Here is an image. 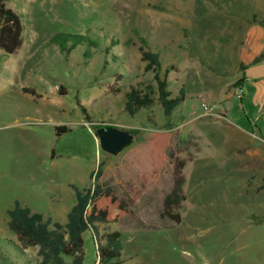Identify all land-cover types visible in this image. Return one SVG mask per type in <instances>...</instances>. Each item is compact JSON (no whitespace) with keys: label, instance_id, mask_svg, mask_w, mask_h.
Returning a JSON list of instances; mask_svg holds the SVG:
<instances>
[{"label":"rangeland","instance_id":"obj_1","mask_svg":"<svg viewBox=\"0 0 264 264\" xmlns=\"http://www.w3.org/2000/svg\"><path fill=\"white\" fill-rule=\"evenodd\" d=\"M7 6L22 19L24 41L13 55L0 49V264H37L36 249L23 254L8 229L15 202L64 224L75 204L71 185L90 187L99 162V182L135 201L122 221L103 226L120 232L123 264H264V239L252 224L264 214V171L251 153L264 152V59L251 64L264 54V0ZM58 34L87 36L98 47L90 59L84 44L62 52L52 41ZM137 34L159 54L172 97L184 91L170 118L159 104L134 116L124 110L129 88L153 81ZM59 126L69 131L57 136ZM96 126L139 133L111 156L101 151ZM153 132H168L169 151L186 161L179 224L159 217L173 164L166 154L152 174L146 141ZM83 242V264H97L90 230Z\"/></svg>","mask_w":264,"mask_h":264},{"label":"trees","instance_id":"obj_2","mask_svg":"<svg viewBox=\"0 0 264 264\" xmlns=\"http://www.w3.org/2000/svg\"><path fill=\"white\" fill-rule=\"evenodd\" d=\"M260 25L264 26V20ZM23 28L21 17L12 9L0 5V49L9 55L17 53L24 41ZM137 37L141 44L139 51L141 61L144 63L143 70L153 75V81L148 85L131 86L124 94V110L129 116H134L141 110H150L159 104L164 115L170 118L173 111L183 102L184 91L181 89L179 96L172 97L168 89V71L162 75L159 54L150 49L145 38L139 34ZM52 41L62 52H69L76 45L84 44L85 59H90L92 50L98 47L87 36L58 34ZM262 59L264 54L255 58L251 64L255 65ZM245 68L241 66L242 70ZM243 82L244 78H241L235 86H240ZM81 109L85 113V109ZM100 127L102 126H96L95 129ZM165 128L171 130L170 122H167ZM68 131L66 126L55 128L57 136ZM129 131L135 138L139 133L137 130ZM170 141L171 136L168 132H153L150 133L146 144L149 145V154L155 164L152 168L153 175L157 176L159 173L166 154L173 164L172 186L164 196L159 217L179 224L182 219L180 210L186 201L183 190L185 185L183 170L186 161L178 158L173 151H169ZM103 166L104 162H99L97 170L90 175V180H93L90 187L80 190L71 185L75 204L68 211L64 224L52 222L50 218L45 219L40 213H32L30 209L22 207L16 201L13 209L7 212L9 218L7 226L16 238L18 250L25 254L29 249H36L37 264H83V233L90 230L95 244L97 264H123L120 232L106 231L103 226L122 221L129 214L135 201L131 197L120 198L112 186L99 182Z\"/></svg>","mask_w":264,"mask_h":264},{"label":"water","instance_id":"obj_3","mask_svg":"<svg viewBox=\"0 0 264 264\" xmlns=\"http://www.w3.org/2000/svg\"><path fill=\"white\" fill-rule=\"evenodd\" d=\"M95 137L98 139L101 151L111 156H117L135 140L129 130L105 126L96 129Z\"/></svg>","mask_w":264,"mask_h":264},{"label":"crops","instance_id":"obj_4","mask_svg":"<svg viewBox=\"0 0 264 264\" xmlns=\"http://www.w3.org/2000/svg\"><path fill=\"white\" fill-rule=\"evenodd\" d=\"M254 60V59H253ZM252 60V61H253ZM251 61V62H252ZM252 148H250L251 150ZM252 153V156H256L257 159L255 162V167H257L260 171H264V166L260 163V161H262V163L264 164V152L263 151H259V150H254ZM166 157V156H165ZM124 166V162L121 161V163L118 165L117 170L120 171L121 169H123ZM68 213V212H67ZM67 215V214H66ZM45 218V217H44ZM259 220L253 222L252 224H254L253 227H255V234H257V232H259V235L264 239V214L262 216H260L258 218ZM55 222V221H54ZM252 227V225H251Z\"/></svg>","mask_w":264,"mask_h":264},{"label":"built area","instance_id":"obj_5","mask_svg":"<svg viewBox=\"0 0 264 264\" xmlns=\"http://www.w3.org/2000/svg\"><path fill=\"white\" fill-rule=\"evenodd\" d=\"M9 2H10V0H0V5H5L6 7H8L7 5Z\"/></svg>","mask_w":264,"mask_h":264}]
</instances>
